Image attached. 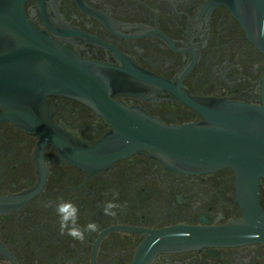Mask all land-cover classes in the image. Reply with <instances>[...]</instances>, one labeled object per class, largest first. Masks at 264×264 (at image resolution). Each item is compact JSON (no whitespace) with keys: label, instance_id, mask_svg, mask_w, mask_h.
I'll use <instances>...</instances> for the list:
<instances>
[{"label":"flooded vegetation","instance_id":"flooded-vegetation-1","mask_svg":"<svg viewBox=\"0 0 264 264\" xmlns=\"http://www.w3.org/2000/svg\"><path fill=\"white\" fill-rule=\"evenodd\" d=\"M25 11L78 57L115 68L103 72L114 77L112 99L165 124L203 119L184 96L261 103L264 55L218 0H43L42 9L26 0ZM132 66L153 78L134 77ZM46 104L86 145L111 129L76 99L49 95ZM40 141L0 120V264H130L143 229L241 215L230 167L186 175L134 153L89 172ZM152 264H264V245L162 253Z\"/></svg>","mask_w":264,"mask_h":264},{"label":"water","instance_id":"water-1","mask_svg":"<svg viewBox=\"0 0 264 264\" xmlns=\"http://www.w3.org/2000/svg\"><path fill=\"white\" fill-rule=\"evenodd\" d=\"M226 5L264 55V0H218ZM26 0H0V120L37 134L69 162L89 172L108 168L134 153H146L167 169L201 174L223 167L233 171L241 215L216 225L177 224L143 229L130 264H152L162 253L250 243L264 245V71L261 103L184 96L202 116L199 122L165 124L140 108L111 98L109 65L78 57L28 19ZM41 9L43 0H39ZM134 77L153 78L132 66ZM163 84V83H162ZM49 95L76 99L106 117L111 129L86 145L59 128L46 104ZM1 200V199H0Z\"/></svg>","mask_w":264,"mask_h":264}]
</instances>
